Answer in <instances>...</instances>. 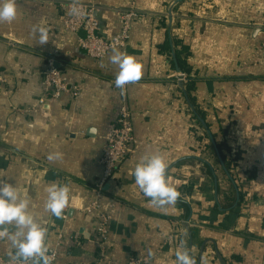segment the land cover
Masks as SVG:
<instances>
[{"label": "crops", "instance_id": "1", "mask_svg": "<svg viewBox=\"0 0 264 264\" xmlns=\"http://www.w3.org/2000/svg\"><path fill=\"white\" fill-rule=\"evenodd\" d=\"M70 1L17 0L16 20L0 23V177L27 192L54 264L101 258L96 200L111 214L100 264H176L181 241L196 264H264V0H82L93 2L104 37L119 32L122 12L140 15L126 51L141 65L127 85L134 139L100 192L119 69L112 51L93 59L79 45L84 32L62 27ZM34 26L48 29L47 43ZM51 60L73 87L58 98L43 79ZM51 152L61 159L49 161ZM153 153L180 192L174 206L151 203L135 184V165ZM52 182L70 188L60 218L44 207ZM14 252L0 240V255Z\"/></svg>", "mask_w": 264, "mask_h": 264}, {"label": "clouds", "instance_id": "2", "mask_svg": "<svg viewBox=\"0 0 264 264\" xmlns=\"http://www.w3.org/2000/svg\"><path fill=\"white\" fill-rule=\"evenodd\" d=\"M77 3L78 0H73L71 15L82 14ZM17 14V0H0V23L11 24L16 20ZM33 32L39 34L40 45L48 42L46 27L34 26ZM109 59L112 64L118 66L114 84L122 92L127 85L141 79V65L134 56L113 47ZM37 125L46 127L40 121L30 126ZM61 157V153L51 152L47 159L56 161ZM167 169L164 155L153 153L141 157L132 173L135 184L143 195L158 206H174L180 197V192L168 179ZM45 192V211L60 218L70 200L69 186L52 182L45 188ZM30 203L27 192H22L16 184L0 177V240H9L15 249L9 264H51L47 231L29 211ZM10 227L14 228V231H10ZM175 257L176 264H196L183 241L178 245Z\"/></svg>", "mask_w": 264, "mask_h": 264}, {"label": "built area", "instance_id": "3", "mask_svg": "<svg viewBox=\"0 0 264 264\" xmlns=\"http://www.w3.org/2000/svg\"><path fill=\"white\" fill-rule=\"evenodd\" d=\"M73 5V0L67 4V16L64 18L62 27L73 34L83 31L85 36L78 38L80 47L86 54L93 59H104L112 51L113 47L126 52L132 22L140 15L135 10H126L121 13V28L117 34L112 37H104L100 34V23L96 15V8L93 2H84L78 0L77 6L81 9L78 16L70 14V8ZM264 49V42H263ZM43 79L45 87L51 92L53 97H61L72 91L73 87L67 82L63 73L56 67L53 60L49 61L46 69L43 72ZM113 80V86L115 87ZM116 88V87H115ZM76 91V88H74ZM120 90V89H119ZM105 143L102 148L101 164L103 167L102 178L95 188L100 192L103 186L113 182V174L116 167L128 155L133 136V122L132 113L127 104V86L120 90V103L117 111L115 122L112 124L109 132L104 137ZM91 209L98 211L97 228L95 236L97 237V244L102 248L99 256L101 258L94 264H100L105 258V247L110 238V221L111 214L107 211L100 210L98 200L91 204ZM51 264L56 261V255L49 252ZM11 257V256H10ZM10 257L0 255V264H9ZM149 258L132 257L128 264H147Z\"/></svg>", "mask_w": 264, "mask_h": 264}, {"label": "water", "instance_id": "4", "mask_svg": "<svg viewBox=\"0 0 264 264\" xmlns=\"http://www.w3.org/2000/svg\"><path fill=\"white\" fill-rule=\"evenodd\" d=\"M201 122H202L204 128L207 129V131H208V135H209V137H210V140H211V142H212L214 148L216 149V152H217L219 158L221 159V156H220V154H219V150H218L217 144H216V142H215V140H214V138H213V135H212L211 132L209 131L208 126H207V124L204 122V120H201Z\"/></svg>", "mask_w": 264, "mask_h": 264}]
</instances>
